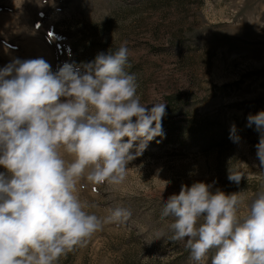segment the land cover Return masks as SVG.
Wrapping results in <instances>:
<instances>
[{
    "label": "rangeland",
    "instance_id": "374dc122",
    "mask_svg": "<svg viewBox=\"0 0 264 264\" xmlns=\"http://www.w3.org/2000/svg\"><path fill=\"white\" fill-rule=\"evenodd\" d=\"M37 2L0 0V67L42 57L55 72L123 44L141 103L168 104L164 137L129 162L121 185L77 184L81 200L94 205L86 211L103 217L125 207L129 220L105 225L57 264H211L213 251L197 262L183 241H170L174 218L162 208L194 181H216L213 190L246 200L264 188L259 133L246 126L249 114L264 110V0ZM233 124L238 143L229 139ZM229 167L246 174L239 184L227 179Z\"/></svg>",
    "mask_w": 264,
    "mask_h": 264
},
{
    "label": "clouds",
    "instance_id": "9594fccd",
    "mask_svg": "<svg viewBox=\"0 0 264 264\" xmlns=\"http://www.w3.org/2000/svg\"><path fill=\"white\" fill-rule=\"evenodd\" d=\"M128 53L122 44L55 72L42 57L0 67V264H57L105 225L131 217L125 207L103 217L88 212L94 205L77 191L81 179L121 185L129 162L164 137L168 104L141 103ZM253 125L264 172V110L248 115L246 126ZM229 139L241 140L235 124ZM245 175L229 167L227 179L239 184ZM215 184H182L165 199L161 214L174 218L170 241H183L197 262L213 251L211 264H264V188L246 200Z\"/></svg>",
    "mask_w": 264,
    "mask_h": 264
}]
</instances>
